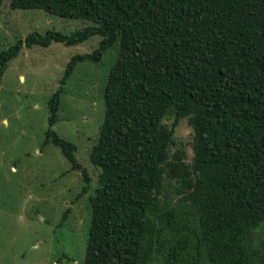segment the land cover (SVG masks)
Instances as JSON below:
<instances>
[{
    "label": "trees",
    "instance_id": "obj_1",
    "mask_svg": "<svg viewBox=\"0 0 264 264\" xmlns=\"http://www.w3.org/2000/svg\"><path fill=\"white\" fill-rule=\"evenodd\" d=\"M10 3L92 25L33 33L1 51L0 85L24 46L102 38L71 60L49 101L44 144L61 149L74 170L76 145L52 130L63 87L79 62L100 64L119 48L90 153L101 174L84 264H264V0ZM184 119L194 131L192 163L174 149Z\"/></svg>",
    "mask_w": 264,
    "mask_h": 264
},
{
    "label": "rangeland",
    "instance_id": "obj_2",
    "mask_svg": "<svg viewBox=\"0 0 264 264\" xmlns=\"http://www.w3.org/2000/svg\"><path fill=\"white\" fill-rule=\"evenodd\" d=\"M0 6V52L33 33L71 35L92 23L65 19L44 10ZM100 36L66 46H24L8 65L0 85V264H84L91 220L90 198L101 171L90 160L104 121V89L118 59V46L100 64L79 62L61 96L58 123L52 127L76 145L74 170L61 149L45 145L49 101L62 86L68 64L92 54ZM175 114L166 123L172 126ZM174 149L194 157V131L187 119L176 127ZM260 233H255L257 237Z\"/></svg>",
    "mask_w": 264,
    "mask_h": 264
}]
</instances>
